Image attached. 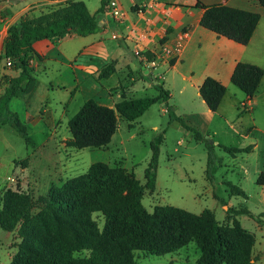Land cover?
<instances>
[{
    "label": "rangeland",
    "instance_id": "1",
    "mask_svg": "<svg viewBox=\"0 0 264 264\" xmlns=\"http://www.w3.org/2000/svg\"><path fill=\"white\" fill-rule=\"evenodd\" d=\"M83 1L97 19L102 16L96 12L101 0ZM124 9H128L125 4ZM90 42V39L82 36L67 38L61 42L60 49L54 48L51 52L58 61L43 63L45 70L41 68L34 73L32 69L37 80L34 90L17 96L10 109L19 111L23 116L29 114L36 119L40 117L46 127L42 126L39 133L38 130L34 132L24 118L30 143H26L8 124L0 127V181L5 177L8 181L0 191L5 186L27 191L31 196V213H36L47 202L52 184L61 185L85 174L95 162L120 166L144 184V170L151 155L150 142L164 131L155 188H145L141 199L145 210L152 212L156 206L171 205L198 214L209 209L224 226H231L233 221H238L254 240L252 264H264V187L255 183L258 173L264 171V95L257 98L258 106L254 111H243L238 104L240 96L244 95L237 87H233L238 92L237 97L230 94L229 100H226H234L236 105L227 109L225 102V114L241 119L233 122L231 128L217 117L210 121L201 111L204 105L194 87L176 72L167 70L178 54L175 48L166 49L160 39L153 49L132 50V46L128 48L121 44L125 56L130 60L129 67L121 63V67L108 78L98 80V72L110 62H91L88 68L83 69V73L78 72L83 78H77L76 83H73L68 64L87 63L89 53H81L75 60L72 57L82 51V47L89 48L86 46ZM111 42L117 46L115 41ZM5 62L7 71H14L7 60ZM141 65L149 71L145 73ZM2 74L6 73L0 76ZM89 76L94 78L93 81ZM156 82L168 90V100L156 101L133 122L132 128L117 114V129L105 147L77 148L71 145L68 121L86 99L92 97L100 104L113 107L122 96H154L158 93L153 87ZM2 91L3 86L0 85V93ZM26 109L28 113L24 112ZM170 114L181 117L184 125L181 121L171 120ZM252 119L256 128L249 132ZM196 132L213 143L210 178L206 176L208 152L205 141L197 140ZM254 144L257 145L251 152H241L235 156L219 146L245 147ZM226 181L242 188L247 199L230 195ZM222 200L225 204H222ZM230 206L246 207L255 218L229 214L227 209ZM92 217L102 227V215L93 213ZM19 241L16 231L8 232L0 228V264H9ZM88 254L87 251H81L74 255L84 257ZM199 255L200 250L194 241L164 255L134 251L137 264H197Z\"/></svg>",
    "mask_w": 264,
    "mask_h": 264
},
{
    "label": "trees",
    "instance_id": "2",
    "mask_svg": "<svg viewBox=\"0 0 264 264\" xmlns=\"http://www.w3.org/2000/svg\"><path fill=\"white\" fill-rule=\"evenodd\" d=\"M110 1V0H109ZM264 6V0H258ZM200 25L237 43L246 45L259 22L260 14L232 7L221 2L205 5ZM108 0H101L97 13L105 12ZM99 29L96 14L91 13L82 0H65L37 15L25 13L10 24L4 39V58L17 74H2L0 85V127L8 124L26 143L31 142L25 123L16 111L10 109V100L31 92L36 85L29 56L26 51L41 40L60 39L68 34L87 36ZM168 32V30H167ZM167 39L163 36L160 41ZM115 61L102 66L97 79L108 78L115 71ZM264 69L258 65L237 62L231 83L247 98H251L261 82ZM157 94L117 101L113 107L100 104L90 97L69 119L70 143L77 148L105 147L117 129V114L133 127L139 118L156 101L166 102L169 92L162 84L154 83ZM202 100L211 111L221 104L226 87L217 79L207 76L198 87ZM170 113L169 111H167ZM171 120L182 122L181 117L169 115ZM163 133L150 142L151 155L144 170V184L120 166L103 162L90 165L85 174L67 180L61 185L52 184L48 200L36 213H31V196L20 188L5 186L0 191V228L16 231L20 241L9 264H137L134 251L164 255L194 241L200 250L197 264H252L253 237L233 221L222 225L214 213L205 209L196 214L185 209L163 205L145 210L141 203L144 189L153 190ZM197 140H204L208 152L206 176L210 178L213 162V143L196 132ZM232 156L249 153L253 145L234 147L219 145ZM255 183L264 186V171ZM230 195L247 194L239 186L225 182ZM225 204V201H221ZM100 213L103 225L93 219ZM227 213L255 218L246 207H229ZM87 251L84 257L75 252Z\"/></svg>",
    "mask_w": 264,
    "mask_h": 264
},
{
    "label": "crops",
    "instance_id": "3",
    "mask_svg": "<svg viewBox=\"0 0 264 264\" xmlns=\"http://www.w3.org/2000/svg\"><path fill=\"white\" fill-rule=\"evenodd\" d=\"M64 1L65 0H0V74L6 73L11 76L17 74L15 71H7V66L5 65L6 60L4 58L3 43L10 24L25 13H35L36 15L38 11L40 13L42 11L45 12L51 6L58 5ZM116 1L121 8L120 15L112 16L107 6L106 11L101 12L100 14H102V16L98 18L99 29L95 33L82 36L90 39L91 42L86 46L89 48L82 47V51L75 53L72 58L75 60L77 55L79 56L81 53L89 54H87V63L85 64L84 61L68 64L73 83H76L77 78H83L79 76L80 74H78V72L83 73V69L88 68L91 62L102 64L114 60L116 63L115 70L121 67V63L129 67L130 60L125 56V52L121 48L122 45L128 48L132 46V50L153 49L157 41L163 36H166L167 39L162 42L166 49L171 50L176 48L177 45H181L180 52L175 57V60H173L171 67L167 69L168 71H174L183 80L188 81L189 84L194 87L199 97L198 87L207 76L217 79L226 87L225 95L216 111H211L200 97L204 105L201 110L203 114H205L209 120H212L214 117L219 118L224 124H229L228 126L230 128L233 122L241 119V117L226 115V107H224V104L227 102V109H230V106L235 107L236 105V101L233 100L229 102L228 100L230 94L235 95L234 97L238 95V92L233 88L237 86L233 85L230 80L231 73L237 62L255 64L264 69V6H261L258 0ZM198 1L205 5L221 2L232 7L258 12L260 14V19L249 42L243 45L224 36H219L215 32L201 26L200 18L203 9L196 7L195 4ZM124 4L128 6V9H124ZM38 6L43 7L38 9L36 8ZM76 36L79 35L72 33L60 39L37 41L33 43L30 48L25 50L29 56V63L34 73L41 68L44 70L46 69L43 63L48 64L49 61H58L56 57H53L51 53L52 50L54 48L60 49L62 41ZM111 40L115 41L117 46L111 44ZM90 56H92V59L88 60ZM141 67L145 73L149 71L144 65H141ZM88 70L91 71L90 69ZM89 77L91 81H93L94 78L92 76ZM243 95L244 96H240L241 99H239L238 106L241 107L243 111H254L256 106H258L257 98L264 95V75L257 91L250 99L247 98L244 93ZM16 98L17 97H13L10 100L9 106L12 105ZM24 112L28 113L27 109ZM18 114L23 122L24 118L29 122L34 132L38 130L37 133H39L42 126L46 127L43 119L40 117L36 119L29 114L25 116L21 115L22 113ZM9 127L11 126L9 125ZM253 128H256V125L255 121L252 119L249 132H251ZM247 134L248 133H246V136ZM256 145L257 144H254L253 147H256ZM6 183H8L7 177L0 181V189ZM262 214H264V212ZM259 230L261 231V229ZM260 261L261 260H259V262ZM254 262L257 263L256 260H254Z\"/></svg>",
    "mask_w": 264,
    "mask_h": 264
},
{
    "label": "built area",
    "instance_id": "4",
    "mask_svg": "<svg viewBox=\"0 0 264 264\" xmlns=\"http://www.w3.org/2000/svg\"><path fill=\"white\" fill-rule=\"evenodd\" d=\"M222 1H225V0H222ZM109 8H110V12H111L112 16L120 15L121 8H120V5L118 4V2L116 0H110L109 1ZM175 49H176V52L178 54L180 52L181 45H177ZM136 53H138V52L136 51ZM9 62L10 61L7 60L8 64H10Z\"/></svg>",
    "mask_w": 264,
    "mask_h": 264
}]
</instances>
